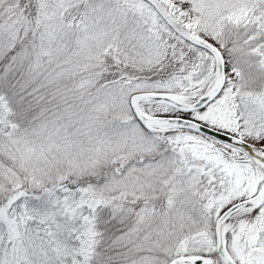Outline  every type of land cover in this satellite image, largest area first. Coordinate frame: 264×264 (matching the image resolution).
Here are the masks:
<instances>
[{"label":"snow or ice","instance_id":"snow-or-ice-1","mask_svg":"<svg viewBox=\"0 0 264 264\" xmlns=\"http://www.w3.org/2000/svg\"><path fill=\"white\" fill-rule=\"evenodd\" d=\"M0 264H264V0H0Z\"/></svg>","mask_w":264,"mask_h":264}]
</instances>
